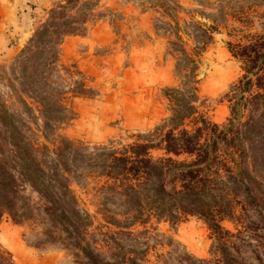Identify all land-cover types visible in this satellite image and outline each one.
I'll return each mask as SVG.
<instances>
[{
    "label": "rangeland",
    "instance_id": "obj_1",
    "mask_svg": "<svg viewBox=\"0 0 264 264\" xmlns=\"http://www.w3.org/2000/svg\"><path fill=\"white\" fill-rule=\"evenodd\" d=\"M25 16L0 7V157L17 179L15 202H26L33 216L20 221L13 212H0V264H89L63 234L46 233V197L27 179L2 124L5 116L32 143L47 182L57 184L54 171L66 175L78 207L91 216L83 236L103 258L119 261L115 264H264V195L237 204L218 233L197 214L176 223L152 215L146 222L116 225L99 209L96 189L106 177L93 168L102 148L119 147L137 133L159 139L155 128L171 112L164 89L183 85L176 67L181 45L196 62L197 113L185 120L187 128L200 114L221 126L232 114L236 121L256 115L259 110L248 101L259 86L245 69L250 62L242 49L253 53V46L264 42V0H52L43 8L30 5ZM44 26L43 63L34 71L26 60L22 75L20 55L35 48L31 39ZM203 27L211 35L205 44ZM246 75L252 80L244 91ZM46 94L51 99L41 100ZM45 102H58L64 113L48 119L51 128L44 127ZM59 134L81 144L85 153L65 172L57 161ZM151 154L157 158L164 151L153 148ZM259 178L264 182V172ZM121 201L116 194L107 205L124 219Z\"/></svg>",
    "mask_w": 264,
    "mask_h": 264
},
{
    "label": "trees",
    "instance_id": "obj_2",
    "mask_svg": "<svg viewBox=\"0 0 264 264\" xmlns=\"http://www.w3.org/2000/svg\"><path fill=\"white\" fill-rule=\"evenodd\" d=\"M201 30L205 33L206 40L202 42L205 44L211 37L208 33L210 30L209 27ZM46 34L48 30L44 26L31 39L35 48L26 57L20 55V74L24 75L26 60L32 61L34 71L43 63L41 56L47 47L41 37ZM253 48V53L242 50L247 53L244 54L246 61L250 62H244L245 69L250 75L256 76V85L259 86L248 101L251 109L259 110L258 113H250L243 121H236V116L232 114L224 126L200 114L194 125L187 128L185 120L197 113L196 62L184 46H180L183 55L176 59V67L183 72V85L165 87L166 91L164 89L171 112L155 128L159 139L150 138L151 133H137L133 141L96 152L93 168L106 177L96 192L100 196L99 209L107 222L131 226L136 222H146L155 215L176 223L188 214H197L206 220L212 231L218 233L223 228L221 220L233 216L237 204L244 206L247 200L263 198L264 182L259 176L264 172V149L260 151L264 146V73H261L264 70V42ZM188 63L191 65L185 68ZM250 75H246L243 82L244 91L251 83ZM49 98L46 94L41 100ZM43 106L42 113L47 118L44 127L51 128L48 119L53 114H61L62 107L58 102H45ZM63 114L60 119L64 117ZM1 121L26 168L27 179L46 197L47 203L43 207L48 222L46 233L52 238H60L63 234L68 243L82 251L89 264L119 263L103 258L84 238L85 226L92 221L91 216L88 211L78 207L77 197L66 175L54 171L57 184L47 182L48 173L36 160L32 143L25 139L13 120L5 116ZM153 148L163 149L164 155L154 158L151 154ZM80 149L81 144L59 134L57 161L64 172L65 169L71 170L69 165H74L77 158L83 159L85 153ZM181 154L187 157L178 158ZM81 176L83 173L78 178ZM16 185L15 175L0 157V212L8 210L17 214L16 219L26 221L33 216V210L28 204L24 205V201L21 204L15 202L18 196ZM116 194L122 196L121 202L126 212L124 219L107 205L108 199ZM130 260L135 263L134 259Z\"/></svg>",
    "mask_w": 264,
    "mask_h": 264
},
{
    "label": "crops",
    "instance_id": "obj_3",
    "mask_svg": "<svg viewBox=\"0 0 264 264\" xmlns=\"http://www.w3.org/2000/svg\"><path fill=\"white\" fill-rule=\"evenodd\" d=\"M52 0H0V7L5 9L10 14H20L21 18L26 19V12L29 10V6L33 5L34 8H43L50 5ZM3 6V7H2ZM15 16L12 15V19ZM21 28V26H20ZM4 38V35L0 37V42Z\"/></svg>",
    "mask_w": 264,
    "mask_h": 264
},
{
    "label": "water",
    "instance_id": "obj_4",
    "mask_svg": "<svg viewBox=\"0 0 264 264\" xmlns=\"http://www.w3.org/2000/svg\"><path fill=\"white\" fill-rule=\"evenodd\" d=\"M25 30V29H24Z\"/></svg>",
    "mask_w": 264,
    "mask_h": 264
}]
</instances>
